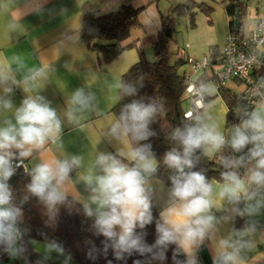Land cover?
<instances>
[{
    "label": "clouds",
    "instance_id": "obj_1",
    "mask_svg": "<svg viewBox=\"0 0 264 264\" xmlns=\"http://www.w3.org/2000/svg\"><path fill=\"white\" fill-rule=\"evenodd\" d=\"M249 30L255 38L256 32H264V25L253 26ZM7 79L0 70V83ZM118 87L124 88L128 95H134L136 91L124 85ZM5 91L11 89L5 88ZM187 91L197 98L185 113L189 123L171 133V139L179 145V150L173 149L164 157V164L173 170V174L169 176L171 183L166 192V206L159 213L157 239L152 247L160 249L158 258L164 259V249L175 245L174 259L183 252L187 257L184 264H195L194 250L206 239L211 240L217 230L219 221L213 209H219L222 202L238 205L243 201V211L237 207L233 211L240 216H253L264 207V198L257 199L264 190V99L252 111H238L240 122L232 126L226 137L215 122H205L212 120L207 113L213 105L205 103L204 97L215 95V86L211 82L200 83L199 86L190 84ZM90 100L91 96L82 89L74 93L71 104L79 108L66 113L69 122L74 120L73 112L87 108ZM3 106L11 108L12 105L10 101H4ZM156 112L155 103L134 100L126 104L119 119L110 127L111 136L124 147L115 154L100 153L93 166L99 169V174L90 172L80 177L89 191L87 201L83 202L85 214L95 217L93 227L96 233L111 242L117 259H122L124 253L131 255L136 251L143 255L152 251V247L143 243V236L136 229H144L153 222L152 199L156 190L151 178L157 172L158 162L151 144L139 142L154 135L149 124ZM14 120L15 123L6 120V126L0 127V246L11 255L20 251L16 245L21 238L17 225L22 211L12 203L13 193L8 181L16 168L22 166L24 158L31 157L34 151H46V145L55 144L62 131L57 111L40 96L25 98L15 110ZM226 145L236 153H242L246 148L247 152L239 157L221 158L220 163L226 169L221 173V182L209 181L201 171L192 170L197 153L211 158ZM245 161L254 164L242 176L238 169L244 166ZM80 164L79 156L63 159L52 156L43 160L29 172L28 192L48 208H54L67 198L65 186L71 182L73 169ZM249 201L254 203H247ZM253 230L254 226L250 225L216 240L213 264H244L240 252L248 245L239 237ZM233 236L237 238L233 239ZM49 247L62 251L55 243ZM104 247L107 251L109 244L105 243Z\"/></svg>",
    "mask_w": 264,
    "mask_h": 264
},
{
    "label": "crops",
    "instance_id": "obj_2",
    "mask_svg": "<svg viewBox=\"0 0 264 264\" xmlns=\"http://www.w3.org/2000/svg\"><path fill=\"white\" fill-rule=\"evenodd\" d=\"M154 1L0 0V70H3L8 77L7 81L0 83V127L6 126V120L15 123V110L20 107L25 98L40 96L49 102L61 120V134L55 144L46 145V151H34L31 157L24 158L25 169L30 172L36 164L52 156L61 159L79 156L81 164L73 169L71 182L66 184L65 189L67 196L74 198L82 206L83 202L87 201L89 191L86 190V185L80 177L90 172L93 175L99 174V169L93 166L100 153L115 154L118 149L124 147L123 143L110 134L112 123L118 120L112 108L118 101L121 74L138 59L139 54H143L139 46H148L149 54L153 56L150 41L159 27V17L162 13L158 7L160 0H157L156 7ZM216 1L223 4V0ZM125 4L145 7L140 14V22L130 28L128 38L120 45L134 43L120 51L113 60L102 62L80 38L82 16L87 11L104 13L117 10ZM223 11L226 20V36L229 31V17L224 8ZM147 12L151 19L148 18ZM262 13L264 12H256L252 17L250 16L252 22L247 30H244L245 35ZM221 29H224L223 23ZM225 36L222 44L213 48L209 57L203 56L208 59L212 67L209 70L198 71L200 73L196 79L200 77L201 83L213 84V69H219L222 66ZM188 47L187 43L181 48L177 47L172 59L174 60L178 55L191 57ZM187 65L190 66L185 63L181 70L186 72L184 67ZM41 70H43L42 74L35 76ZM192 72L190 70L189 77L191 81H196L192 80ZM33 76L35 79H32ZM5 88H10L11 91L6 92ZM81 89L86 95L91 96L89 106L74 111V120L69 122L66 113L79 108L71 104V98L77 90ZM225 91L228 101L234 108L232 115L236 114L239 108L233 100L243 94L244 86L237 79L232 78L225 84ZM206 98H208L206 103L211 102L213 106L207 113L212 120L205 122H215L218 130L228 137L232 126L238 124L240 119L228 120V106L219 90L215 95L206 96ZM4 101H10L11 108H4ZM188 108V105L185 106V110ZM240 155L226 145L212 157L221 160L222 157L232 158ZM253 164L254 162L245 161L244 166L238 171L243 176L246 169L253 167ZM208 180L221 182V179L215 177ZM151 183L156 190L152 203L159 214L166 206V192L169 185L154 175ZM261 198H264V190L261 196L257 197V199ZM247 203H254V201ZM234 207L243 211L245 202L242 201L238 205L222 202L219 209H213L219 221L217 230L212 234L211 240L206 239L198 249L194 250L195 264H213L214 242L221 237H226L233 230L240 231L250 225L254 226V230L239 237L248 245L241 250L240 257L244 264H264V207L253 216L237 215L233 211ZM236 238L233 236V239ZM34 243L35 240H31L30 247L40 254ZM53 252L57 259L53 258V261L47 264H68L66 259L63 260L60 256L66 255L65 253L56 250ZM10 259L14 260L15 257L12 256ZM42 260L39 264H42ZM186 260L185 256L183 264ZM17 264H30L23 251L19 253Z\"/></svg>",
    "mask_w": 264,
    "mask_h": 264
},
{
    "label": "trees",
    "instance_id": "obj_3",
    "mask_svg": "<svg viewBox=\"0 0 264 264\" xmlns=\"http://www.w3.org/2000/svg\"><path fill=\"white\" fill-rule=\"evenodd\" d=\"M249 2L250 0H223V8L229 17V31L237 40L245 36L243 19L247 14ZM236 6L238 7L237 18L240 21L238 32L234 25ZM195 7L205 12L212 9L204 2L187 0L174 6L170 12L160 14L159 27L150 41L153 58L147 59L142 53L139 54L138 59L120 76V85L134 88L135 94L128 95L124 88L120 87L118 101L112 108L119 119L124 106L134 100L145 104H156L157 112L149 124V129L154 135L139 143L151 144L152 152L158 162L154 176L169 186L171 183L169 176L173 174V170L164 164V157L173 149L179 150V145L171 139L172 131L189 123L185 119V112L188 109L185 110L184 102L188 100L185 92L191 78L181 70L185 63L190 64L189 57L177 54L174 60L171 59L168 44L175 32L174 15L193 13ZM144 8V6L133 7L125 4L120 9L104 13L87 11L82 16L80 38L91 51L95 52L100 61L109 62L125 47L134 43L120 45L128 38L130 28L140 22V14ZM195 82L201 83L200 77ZM218 90L227 103L228 120H232L233 105L228 101L224 86ZM240 98L241 96L234 98L236 106ZM207 99L205 96V103ZM193 160V171H201L208 179L211 177L221 179V173L225 169L219 159L197 153ZM30 179L29 172L26 169H20L8 181L13 193L12 203L22 211L17 225L21 231V238L16 247L20 251L16 255H11L3 250V246H0V264H17L19 253L22 251L30 264H39L42 256L32 250L31 240L55 243L62 248L63 253L79 264H137V262L138 264H177V262L183 264L185 259L183 252L177 254L175 259L173 258L175 245H169L164 249V259L158 258L160 249L152 247L157 239L156 222L160 218L154 206L152 207L153 222L146 225L144 229H136V232L143 236V243L152 247V251L143 255L136 251H133L131 255L124 253L122 259H117L110 246L111 242L107 241L103 235L96 233L93 227L95 217L87 216L79 202L67 196L63 203L50 209L28 192L26 186ZM105 243L109 244L107 251H105ZM12 256L15 257L14 260L10 259Z\"/></svg>",
    "mask_w": 264,
    "mask_h": 264
},
{
    "label": "rangeland",
    "instance_id": "obj_4",
    "mask_svg": "<svg viewBox=\"0 0 264 264\" xmlns=\"http://www.w3.org/2000/svg\"><path fill=\"white\" fill-rule=\"evenodd\" d=\"M187 0H160L158 3L159 9L162 13H168L171 9ZM197 3L204 2L208 6L213 7L208 12L200 9L199 7L194 8L193 13H178L174 15L175 20V32L173 38L169 41V50L171 52V59L174 51L177 47H183L186 43L189 45L188 53L196 60H201L203 56L209 57L213 48L219 47L222 44L225 33H226V20L225 13L223 11V4L216 0H194ZM157 0L154 1L156 7ZM256 12H264V0H250L247 14L244 17L245 29L249 27L252 22V16ZM148 18L149 17V13ZM251 16V17H250ZM146 18V17H145ZM223 23L224 29H221ZM140 51L143 52V56L147 59H152L153 56L149 54L150 50L148 46H139ZM138 58V57H137ZM190 65V64H189ZM187 76L190 75L191 66H185ZM198 72V71H197ZM198 73L192 72V80H196ZM195 82V81H194ZM185 106H189V101L184 102ZM52 243L35 240V247L39 249L40 254L43 258L42 264L52 262L53 258L57 259L53 250L49 247ZM63 254V253H62ZM61 258L68 262V264H79L74 259L67 255H60Z\"/></svg>",
    "mask_w": 264,
    "mask_h": 264
},
{
    "label": "built area",
    "instance_id": "obj_5",
    "mask_svg": "<svg viewBox=\"0 0 264 264\" xmlns=\"http://www.w3.org/2000/svg\"><path fill=\"white\" fill-rule=\"evenodd\" d=\"M260 25H264V13L258 17L254 24V26ZM259 41H264V32H256L254 38V33L249 30L242 39L237 40L234 34L228 31L222 48V66L219 69H213V85L217 90L225 86L232 78L243 84L244 92L237 104L239 112L250 111L264 99V43H259ZM188 60L193 72L209 70L212 67L205 57L201 60L189 57ZM190 84L199 86L200 83L189 81L186 87L185 94L189 100L187 111L192 108L193 101L197 98L187 91ZM232 117L239 119L237 113ZM244 152H247V148ZM244 152L240 154L243 155ZM20 169H25L23 160L22 166L16 168L14 175Z\"/></svg>",
    "mask_w": 264,
    "mask_h": 264
},
{
    "label": "water",
    "instance_id": "obj_6",
    "mask_svg": "<svg viewBox=\"0 0 264 264\" xmlns=\"http://www.w3.org/2000/svg\"><path fill=\"white\" fill-rule=\"evenodd\" d=\"M238 7L236 6L235 8V13H234V25L236 27V32H238L239 30V25H240V21L238 20Z\"/></svg>",
    "mask_w": 264,
    "mask_h": 264
}]
</instances>
